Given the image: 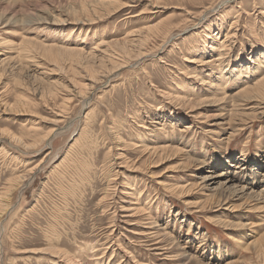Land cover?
Instances as JSON below:
<instances>
[{"label": "rangeland", "instance_id": "obj_1", "mask_svg": "<svg viewBox=\"0 0 264 264\" xmlns=\"http://www.w3.org/2000/svg\"><path fill=\"white\" fill-rule=\"evenodd\" d=\"M69 1L0 0V61L8 59L0 62V130L25 142L0 136V264H66L50 256L56 249L77 264H264V163L260 179L251 176L252 159L264 156V101L236 96L264 75V0ZM211 4L220 9L204 14ZM116 50L128 66L105 78ZM139 52L152 56L132 62ZM177 94L191 100V114L172 103ZM51 129L44 145L34 144ZM134 143L169 151L151 156ZM243 154L226 190V178L208 179ZM126 158L127 171L117 167ZM248 176V197L233 192ZM131 201L145 219L125 224L120 206ZM149 227L168 234L170 254L149 251L155 236L132 233Z\"/></svg>", "mask_w": 264, "mask_h": 264}, {"label": "bare ground", "instance_id": "obj_2", "mask_svg": "<svg viewBox=\"0 0 264 264\" xmlns=\"http://www.w3.org/2000/svg\"><path fill=\"white\" fill-rule=\"evenodd\" d=\"M70 1H72V0H70ZM69 1V2H70ZM77 1V0H76ZM82 1H84L85 2V0H82ZM88 1V0H87ZM91 1V0H90ZM90 1H89V3H90ZM92 1H95V0H92ZM99 1V0H98ZM102 0H100V2H101ZM117 1V0H116ZM162 1V0H161ZM170 1V0H169ZM177 1V0H176ZM84 2H83V4H84ZM100 2H97V3H100ZM113 2H115V1H112L111 0V3H113ZM118 2H119V0H118ZM117 2V3H118ZM178 2H179V0H178ZM216 2V1H215ZM71 3V2H70ZM69 3V4H70ZM76 2H73L72 4H73V6L72 7H75L74 6V4H75ZM93 3V2H92ZM92 3H91V6H92ZM96 3V2H95ZM95 3H93V5L95 4ZM97 3H96V5H97ZM110 2H108V4H109ZM117 3H113L114 4V7L117 5ZM122 3V2H121ZM124 3H126V2H124ZM170 3H171V1H170ZM222 3V2H221ZM77 4V3H76ZM83 4H81L82 6H83ZM85 4H86V2H85ZM103 4V3H102ZM101 4V5H102ZM155 4V3H154ZM218 4V3H217ZM87 5H89V4H87ZM86 5V6H87ZM105 6H106V4H104ZM100 6L99 8H102V7H105V6ZM120 5V4H119ZM156 5V4H155ZM159 5H161V4H159ZM164 5V4H163ZM219 6L218 7H220V8H222V7H224V6H222V4H218ZM81 6V7H82ZM99 6V4L96 6V7H98ZM130 6V5H129ZM203 6V5H202ZM68 7V6H67ZM112 7H113V5H112ZM113 7V8H114ZM126 7H128V5H127V3L126 4H124V5H120V6H117L116 8H114L112 11H109L108 13V16L111 14V12H117V11H120V10H122V9H124V8H126ZM156 7H157V5H156ZM216 5H213V4H211V7H208V8H205V7H203V8H205L204 9V11H203V13L205 12V13H209L210 12V10H216V8H218ZM70 8V7H69ZM79 8H80V6H79ZM99 8H97V9H99ZM214 8V9H213ZM220 8H218V9H220ZM75 9H78V7L76 6V8ZM75 9H72L73 11H72V13H74V14H76L77 13V11L75 10ZM82 9H84L85 11H86V8L85 7H82ZM81 9V10H82ZM96 9V10H97ZM107 9V8H106ZM69 10V9H68ZM79 10L80 9H78V12H79ZM83 10V11H84ZM91 10H93V8H91ZM99 10H101V9H99ZM108 10V9H107ZM84 11V12H85ZM94 11V10H93ZM99 12V11H98ZM151 12V11H150ZM65 13V12H64ZM89 13V12H88ZM94 13H97V11H94ZM105 13V12H104ZM204 13V14H205ZM69 14V13H68ZM74 14H72L73 16H74ZM84 14V13H83ZM99 14V13H98ZM103 14V13H102ZM200 14H202V11L200 12ZM200 14H199V16H200ZM237 13H235L234 15H236ZM4 15V14H3ZM71 15V14H70ZM86 15H88V14H86ZM92 15V14H91ZM90 15V16H91ZM6 16V15H5ZM4 16V17H5ZM8 16V15H7ZM32 16V15H31ZM94 16H96V15H94ZM112 16V15H111ZM0 17H2V15L0 16ZM84 17H85V15H84ZM89 17V16H88ZM106 17V16H105ZM113 17V16H112ZM134 17V16H133ZM239 17V16H238ZM3 18V17H2ZM7 18V17H6ZM10 18V17H9ZM72 18V17H71ZM82 18V17H81ZM1 19V18H0ZM11 19V18H10ZM13 19V18H12ZM56 19V18H55ZM59 19V18H58ZM78 19V18H77ZM77 19H76V21H77ZM82 19H84V18H82ZM94 19V18H93ZM185 19H186V17H185ZM233 19V18H232ZM235 19V18H234ZM238 19V18H237ZM72 20V19H71ZM75 20V19H74ZM85 20V19H84ZM83 20V21H84ZM163 20V19H162ZM169 20H171V19H169ZM177 20V19H176ZM4 21V20H3ZM6 21V20H5ZM7 21H8V19H7ZM55 21V20H54ZM53 21V22H54ZM58 21V20H57ZM63 20H61V22H62ZM82 21V20H81ZM80 21V23L82 24V22ZM90 21V20H89ZM101 21V20H100ZM175 21V20H174ZM56 22V21H55ZM64 22V21H63ZM62 22V23H63ZM79 22V21H78ZM182 22V21H181ZM180 22V23H181ZM184 22V21H183ZM189 22H191V21H189ZM236 22V21H235ZM234 22V23H235ZM5 23V22H4ZM7 23V22H6ZM59 23V22H58ZM160 23H161V21H160ZM164 23H165V21H164ZM3 24V23H2ZM65 24H67L66 22H65ZM85 24V23H84ZM157 24V23H156ZM165 24H167V23H165ZM172 24V23H171ZM185 24H186V22H185ZM212 24V23H211ZM53 25V24H52ZM169 25V24H168ZM190 25V24H189ZM232 25V24H231ZM3 26V25H2ZM175 26V25H174ZM178 26H179V24H178ZM166 27V26H165ZM194 27V26H193ZM176 28V27H175ZM180 28V27H179ZM211 27H209V28H206V29H208L207 31L208 32H210L209 31V29H210ZM154 29V28H153ZM162 29V28H161ZM185 29H186V27H185ZM190 29V28H189ZM71 30V29H70ZM150 30V29H149ZM157 30V29H156ZM164 30V32L166 31V33L168 34V28H166V29H163ZM162 30V31H163ZM170 30H172V29H170ZM188 30V29H187ZM139 31H141V30H139ZM138 31V32H139ZM151 31H152V29H151ZM137 32V31H136ZM142 32V31H141ZM146 32V31H145ZM153 32V31H152ZM158 32V31H157ZM183 32V31H182ZM151 33V32H150ZM135 34V33H134ZM144 34V33H143ZM148 34V33H147ZM173 34V33H172ZM209 34V33H208ZM166 35V34H165ZM177 35V34H176ZM210 35V34H209ZM76 36V35H75ZM128 36V35H127ZM141 36H143V35H141ZM170 37H172L171 35H170ZM203 37L205 38V39H207V38H209L208 36H206V34H203ZM227 37V36H226ZM132 38V37H131ZM130 38V40L132 41L133 39H131ZM167 39V38H166ZM168 39H170V38H168ZM57 40V39H56ZM129 40V39H128ZM143 40H145V39H143ZM149 40V39H148ZM125 41V40H124ZM162 41H163V39H162ZM161 41V42H162ZM168 41V40H167ZM26 42H29V44L32 42V41H29V40H26ZM33 42H35V41H33ZM122 42V41H121ZM140 42V41H139ZM142 42V41H141ZM146 42V40L144 41V43ZM107 43V42H106ZM105 43V44H106ZM114 44H115V42H113ZM123 43V42H122ZM127 43V42H126ZM134 43V42H133ZM137 43V42H136ZM156 43V42H155ZM164 43H166V40L164 41ZM24 44H25V41H24ZM32 44V43H31ZM37 44V43H36ZM101 44H103V43H101ZM104 44V45H105ZM117 44V43H116ZM119 44V43H118ZM167 44V43H166ZM222 44V43H221ZM8 45V44H7ZM66 45V44H65ZM109 45V44H108ZM127 45V44H126ZM129 45V44H128ZM133 45V44H132ZM145 45V44H144ZM162 45V44H161ZM164 45V44H163ZM1 46V45H0ZM30 46V45H29ZM37 46V45H36ZM35 46V47H36ZM40 46V45H39ZM42 46V45H41ZM47 46V45H46ZM106 46V45H105ZM110 46V45H109ZM152 46V45H151ZM155 46V45H154ZM175 46H176V44H175ZM38 47V46H37ZM36 47V48H37ZM45 47V46H44ZM98 47V46H97ZM103 47V46H102ZM128 47V46H127ZM134 47V46H133ZM157 47V46H156ZM4 48V47H3ZM27 48V47H26ZM56 48V47H55ZM58 48V47H57ZM61 48V47H60ZM59 48V49H60ZM116 48V47H115ZM115 48H114V50H115ZM138 48V47H137ZM148 48V47H147ZM152 48V47H151ZM154 48V47H153ZM152 48V49H153ZM160 48V47H159ZM1 49V48H0ZM38 49V48H37ZM36 49V50H37ZM42 48H40V50H41ZM52 48H43V50L44 51H52L51 50ZM58 49V50H59ZM65 49V48H64ZM124 49V48H123ZM132 49V48H131ZM196 49V48H195ZM213 49V48H212ZM33 50V49H32ZM54 50H57V49H54ZM61 50H62V48H61ZM66 50V49H65ZM64 50V51H65ZM75 50V49H74ZM106 50V49H105ZM126 50H127V48H126ZM130 50V49H129ZM60 51V50H59ZM79 51V50H78ZM97 51V50H96ZM95 51V52H96ZM117 51V50H116ZM138 51V50H137ZM147 51V50H146ZM149 51H150V49H149ZM158 51V50H157ZM1 53H2V51H0ZM57 52V51H56ZM55 52V54H56V56H57V53ZM63 52V51H62ZM66 52H68L69 53V50L68 51H66ZM70 52H72L71 50H70ZM76 52V54H77V51H75ZM100 52V51H99ZM109 52V51H108ZM82 53H83V51H82ZM149 53V52H148ZM148 53H144V52H139V55H137L136 54V56H135V58L133 59V61L132 62H135V61H139V60H141V59H144L145 57H147V55H150V54H148ZM48 54V53H47ZM49 54H51V53H49ZM54 54V53H53ZM60 54H61V52H60ZM79 54H81V52L79 53ZM119 53H118V51H117V54H116V56L118 57L117 59H116V57L115 56H112V55H110L109 57H110V59L108 60L110 63H111V65H113L112 66V69H111V71L109 72V74H107L106 75V77L105 78H107L109 75H112L113 73H116L117 71H120V70H122V69H125V67H126V65L128 66V63H126V60H128V59H123V57H121L120 55H118ZM152 54H153V52H152ZM157 54H158V52H157ZM43 55V54H42ZM71 55V54H70ZM121 55H123L122 53H121ZM156 55V54H155ZM44 56V55H43ZM55 56V57H56ZM80 56V55H79ZM150 56H152V55H150ZM48 57V56H47ZM46 57V58H47ZM51 57H53V55L52 56H50V58ZM54 57V58H55ZM155 56H154V54H153V58H154ZM8 58V57H7ZM14 58V57H13ZM57 58V57H56ZM128 58V57H127ZM150 58V57H149ZM158 58V57H157ZM12 59V57L10 58V60ZM15 59H16V57H15ZM57 59H59V58H57ZM108 59V58H107ZM148 59V58H147ZM186 59V58H185ZM192 59V58H191ZM199 59V58H198ZM221 59V58H220ZM5 60H8V59H2L0 62H4ZM17 60V59H16ZM55 60V59H54ZM54 60H51V62H53ZM101 60V59H100ZM201 60V59H200ZM209 60V59H208ZM102 61V60H101ZM142 61V60H141ZM141 61H139V62H141ZM146 61V60H145ZM152 61V60H151ZM153 61H154V59H153ZM163 61V60H162ZM189 62H194L193 60H188ZM197 61V60H196ZM71 62L73 63V61H70V64H71ZM100 62V61H99ZM139 62H138V64H139ZM149 62V61H148ZM203 62V61H202ZM221 62V61H220ZM56 63V62H55ZM59 63V62H58ZM102 63V62H101ZM100 63V64H101ZM137 63V62H136ZM196 63V62H195ZM201 63V62H200ZM1 64V63H0ZM57 64V63H56ZM91 64V63H90ZM132 64V63H131ZM135 64V63H134ZM144 64H146V63H144ZM203 65H205V64H210V65H212V61H207V62H205V63H202ZM5 65V64H4ZM18 65V64H17ZM51 65H52V63H51ZM200 65V64H199ZM220 65V64H219ZM53 67H54V65H52ZM62 67V65H59V67ZM102 66H104V65H102ZM101 66V67H102ZM136 66V65H135ZM146 67H147V65H145ZM154 66V65H153ZM165 66V65H164ZM58 67V65H57V68H59ZM60 67V68H61ZM70 67V66H69ZM137 67H139V66H137ZM0 68H3V66H2V64L0 65ZM56 68V67H55ZM56 68V69H57ZM87 68V67H86ZM89 68H91V67H89ZM100 68V67H99ZM101 69V68H100ZM103 69V68H102ZM142 69V68H141ZM105 70V69H104ZM68 71H69V69H68ZM96 71H97V69H96ZM184 71V70H183ZM75 72H73V74H74ZM100 73V72H99ZM107 73V72H106ZM133 73V72H132ZM142 73L143 74H145L146 75V71L145 70H143L142 69ZM181 73V72H180ZM96 74V73H95ZM102 74V73H101ZM119 74V73H118ZM181 74H183V73H181ZM181 74H179V75H181ZM186 74V73H185ZM189 74V73H188ZM190 74H192V73H190ZM85 75V74H84ZM135 75H136V73H135ZM194 75V74H193ZM193 75H190L188 78H193L194 76ZM89 76V75H88ZM93 75H91V77H92ZM90 77V76H89ZM91 77L89 78L90 80H86V81H89V82H91ZM97 77V76H96ZM103 77V76H102ZM85 78H86V75H85ZM100 78V77H99ZM82 79H84V78H82ZM83 81V80H82ZM85 81V82H86ZM92 81H94V80H92ZM189 81V80H188ZM209 81V80H208ZM76 82H78V80L76 81ZM81 82V81H80ZM202 83H207L206 81H204L203 80V82ZM78 84H80V83H78ZM82 84V83H81ZM84 84V83H83ZM95 84V83H94ZM201 85V84H200ZM204 85V84H203ZM206 85V84H205ZM75 86V85H74ZM82 86V85H81ZM91 86H93V84L91 85ZM88 83H85L84 85H83V88H85V89H94L95 87H91ZM211 86V85H210ZM219 86H221V85H217V88H216V90L215 91H217V93H218V96H219V94H224V88H223V90H221V88L219 87ZM77 87H80V85L79 86H77ZM76 87V88H77ZM221 87H223V86H221ZM81 88V87H80ZM80 88L78 89V91L80 90ZM208 88H209V85H208ZM226 90V89H225ZM81 91H82V89H81ZM87 91V90H86ZM211 91V90H210ZM213 91V90H212ZM92 92V91H91ZM76 93H78V92H76ZM80 93V92H79ZM84 93H86L85 92V90H84ZM88 93V92H87ZM81 94V93H80ZM88 94H90V93H88ZM162 94V93H161ZM226 94V93H225ZM51 95H52V93H51ZM70 96H71V94H69ZM82 95H83V93H82ZM86 95V94H85ZM83 96V98H84V101H85V99H86V97H88L87 95L86 96ZM168 95V94H167ZM73 96H74V94H73ZM81 96V95H80ZM168 96H170V95H168ZM207 96V95H206ZM214 97H215V95H213ZM213 96H212V98H213ZM224 96V95H223ZM236 96H238V98H240L241 99V101H242V99L243 100H245V101H250V99H257L258 101H259V99L261 100V101H264V75H261L260 76V79L255 83V84H253L252 85V87H250L249 86V88H247V89H245V90H241V92L239 91V93L238 94H236ZM162 97H163V95H162ZM166 97V96H165ZM164 97V98H165ZM202 97V96H201ZM200 97V98H201ZM66 98V97H65ZM167 98V97H166ZM168 98H171V97H168ZM172 98H174V100L172 101V103H176V104H179V105H181L183 108H185V110H186V108H187V106H188V108L190 109V111H189V113L191 112L192 113V111H194L193 110V108L190 106V103H191V100H189L188 98L186 99V98H184V97H181V96H179L178 94L176 95V96H174V97H172ZM204 98V97H203ZM207 98V100H208V97H206ZM210 98V97H209ZM231 98H233V97H231ZM67 99V98H66ZM202 99V98H201ZM216 99V98H215ZM226 99V96H224L223 98H221L220 100H218V101H216V103H219V102H223L224 100ZM205 100V99H204ZM232 100V99H231ZM67 101H70V99H67ZM170 101H171V99H170ZM202 101V100H201ZM200 101V102H201ZM211 101V100H210ZM210 101H208V102H210ZM214 101V100H213ZM245 101H243V102H245ZM261 101H260V103H261ZM20 102V101H19ZM65 102V101H64ZM204 102V101H203ZM203 102H201V103H203ZM257 102V101H256ZM21 103V102H20ZM215 103V102H214ZM246 103V102H245ZM67 104V102L64 104V105H66ZM84 104H86V103H84ZM206 104V103H205ZM212 104V103H211ZM249 104V103H248ZM258 104V103H257ZM26 105V104H25ZM27 105H29V104H27ZM63 105V106H64ZM87 105H89V103L87 102ZM186 106V107H185ZM29 107V106H28ZM90 107H91V105H90ZM226 107V106H225ZM30 108V107H29ZM64 108V107H63ZM90 109V108H89ZM257 109H258V106H257ZM188 111V110H187ZM261 111H263V110H261ZM11 112V111H10ZM63 112V111H62ZM90 113H91V111L90 112H87V115H90ZM188 113V112H187ZM190 113V114H191ZM62 115V114H61ZM215 116V115H214ZM58 117H61V118H63V116H58ZM65 117V116H64ZM255 117V116H254ZM61 118H58L57 119V121L58 120H60ZM84 119H86L87 120V117L85 116V118ZM83 119V120H84ZM57 121L55 122V121H53L52 123H51V125H55V124H57ZM84 123V122H83ZM155 124V123H154ZM50 125V126H51ZM86 125V124H85ZM53 128V127H52ZM54 129H56V128H54ZM144 129H146V128H144ZM187 129V128H186ZM3 130V129H2ZM57 130V129H56ZM154 130V129H153ZM35 131V130H34ZM51 132L50 133H46L44 136H42V138L38 141V140H36V141H34L35 143L34 144H38V146H42V145H44V143L51 137V135L52 134H55L56 133V131L55 130H53V129H51L50 130ZM57 131H61V130H57ZM73 131H75V130H73ZM188 131V130H187ZM26 133V132H25ZM8 134H10L9 132H7V131H1L0 130V136H2L3 137V135H6V136H9ZM11 135V134H10ZM22 135V134H21ZM27 135V134H26ZM10 137V139L11 140H16L17 142H20V143H22V144H24L25 142L24 141H22V137H15L14 135H11V136H9ZM53 137V136H52ZM5 138V137H4ZM38 138V137H37ZM132 143V142H131ZM53 144H54V142H53ZM50 145V144H49ZM130 145V144H129ZM25 146H27V145H25ZM93 146V145H92ZM111 148V147H110ZM131 148H132V150L133 151H136V150H140L142 153H147V154H150L151 156L154 154V153H156V152H158V153H163V152H166V151H169V149H167V148H169V147H162L161 146V148L160 149H157V148H149V147H147L145 144L143 145V143H140V144H137V143H134V144H131ZM115 149V148H114ZM117 150L116 151H119L120 150V148H116ZM167 149V150H166ZM176 149V148H175ZM264 149V148H263ZM73 149H72V146H71V148H70V151H72ZM166 150V151H165ZM111 151V150H110ZM180 151V150H179ZM259 151H261V150H259ZM5 152V151H4ZM260 153V152H259ZM5 154V153H4ZM242 154V153H241ZM121 155V154H120ZM256 155V154H255ZM109 156H111V152H110V154H109ZM115 156H116V154H114L113 155V160H117V159H114L115 158ZM160 156V155H159ZM243 156H244V154L243 155H241L240 157H241V159L240 160H237V162H232V161H230L229 163H223V164H225V165H222V164H220L221 165V167L223 168V169H225L224 170V174H215L216 172H212V174L210 173V177H208V179L209 180H216V179H225L226 178V182L222 185V183H220V188L222 187L224 190H226V187H225V185L226 184H228L229 182H231V179L233 178H228V172H229V169L231 168V169H239V167H238V164H239V161H243ZM155 157H158V156H155ZM161 157V156H160ZM14 158V157H13ZM256 158H260L261 160H260V162H258V160H256V159H252V161H253V163H251L253 166H255L257 169V171H256V173H251V176H253V175H255L256 177H255V179H258L261 175L259 174V171L258 170H261L262 169V164L264 163V156H262V155H256ZM5 159V158H4ZM119 159H121V158H119ZM158 160V159H157ZM63 161H65V159H63ZM115 161H113L114 163H115ZM143 163V162H142ZM23 164V163H22ZM128 164H130L129 163V159L128 158H126V159H123L122 161H120V163H118V165H117V167L119 168V169H122V170H126L127 171V167H128ZM141 164V163H140ZM139 164V167H141V165ZM131 166H135L134 164H132ZM219 166V165H218ZM37 167H38V165L37 166H35L33 169H32V172H34L36 169H37ZM136 167V166H135ZM139 167H137L136 168V172L138 171L137 169H139ZM57 167H55V169H56ZM241 168H243V167H241ZM58 169V168H57ZM28 172V171H27ZM55 172V171H54ZM117 172V171H116ZM31 173V172H30ZM118 173V172H117ZM244 175H245V173H244ZM26 176V175H25ZM247 176V175H246ZM28 177V176H27ZM26 177V178H27ZM248 178V180L246 181L245 180V183L244 184H241L240 185V187L239 188H237V187H232L233 188V192H237V193H239V194H243V193H245L244 194V196H246V197H248L247 196V194H246V191L248 190V189H254L253 187L255 186H253V187H248L249 185H247L250 181H252V178H250V176H248L247 177ZM25 179V178H24ZM260 179V178H259ZM15 180V179H14ZM14 180H12V181H14ZM261 181V183H264V175H262L261 176V179H260ZM22 182H23V180H21L20 181V183H18L19 185L21 184L22 185ZM203 182H205V181H203ZM239 183V182H238ZM241 183V182H240ZM256 183H257V181H256ZM13 184V183H12ZM29 184V183H28ZM17 185V184H16ZM21 187V186H20ZM172 187V186H171ZM171 187H168V189L169 190H171ZM6 189V188H5ZM10 190V189H9ZM126 190V189H125ZM9 192V191H8ZM20 192V191H19ZM119 192L120 191H118V194H119ZM252 192V191H251ZM21 194V193H20ZM113 195L115 194V192H113L112 193ZM109 195H111L110 193L109 194H106V196H109ZM112 195V196H113ZM123 195H125L126 197H128V196H130V194L129 193H127V191H124L123 192ZM107 198V197H106ZM249 198H254V201H260L261 200V198H260V195H259V193H254V192H252L250 195H249ZM262 203H263V201H261ZM129 204V206L127 205L126 207L124 206V207H121L120 206V210L119 211H121L122 212V215L119 217V218H121V219H123V223H125V224H130V220H134L135 219V217L136 216H143L144 218L143 219H145V214H144V210H142L138 205L139 204H137L136 203V201H131V202H128ZM116 204V203H115ZM201 206V205H200ZM112 207V209L114 210V215H113V218H112V220L114 219V217H116V208H114V206L112 205L111 206ZM198 207V206H197ZM119 209V208H118ZM4 210V209H3ZM150 210V209H149ZM118 211V210H117ZM0 212H3V211H0ZM6 212V211H5ZM12 213V212H11ZM152 216V215H151ZM141 218V217H140ZM142 219V218H141ZM147 219V218H146ZM140 220V219H139ZM114 221L112 222H110V224H111V226H109V227H113V225H114ZM1 224V223H0ZM135 225V224H134ZM148 226H152V224L151 223H149L148 224ZM143 229H148V232L147 231H142V233H140V232H132L134 235H137V236H144V237H148V236H155L153 239H154V243H152L151 245H149L148 247H149V249H151V250H149V251H153L154 253H156V254H158L159 256H163V255H167V254H170L169 253V250H170V248L168 249V248H165V247H167V246H164L163 245V243H166V239H167V237H168V234L167 233H164V231H161V232H159L160 230V227H159V229H157L156 231H154L155 233H152L151 231H152V229H154V228H151V227H149V228H143ZM112 232H113V230L112 231H110V234H109V236H111L112 237ZM159 235V236H158ZM110 237V238H111ZM169 238V237H168ZM112 239V238H111ZM52 240V239H51ZM51 243V242H50ZM113 244H115V241H113ZM167 244V243H166ZM171 247V246H170ZM173 249V248H172ZM54 251H55V249H54ZM82 251V250H81ZM95 253V252H94ZM172 253V252H171ZM50 256L52 257V258H59V259H61L62 261H65L66 262V264H77V263H79V262H76L75 260L76 259H73V258H70V257H67L66 256V254H65V252H62L61 250H57L56 249V251L55 252H51V254H50ZM178 256V255H177ZM158 257V256H157ZM99 259V258H98ZM56 260V259H55ZM52 262V261H51ZM53 263V262H52ZM100 263V262H99ZM56 264H58V263H56ZM236 264V263H235Z\"/></svg>", "mask_w": 264, "mask_h": 264}]
</instances>
